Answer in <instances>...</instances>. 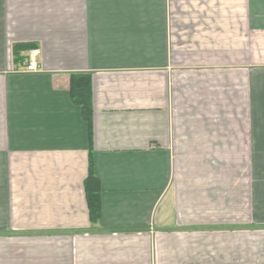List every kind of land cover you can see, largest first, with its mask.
Segmentation results:
<instances>
[{
	"label": "crops",
	"instance_id": "obj_1",
	"mask_svg": "<svg viewBox=\"0 0 264 264\" xmlns=\"http://www.w3.org/2000/svg\"><path fill=\"white\" fill-rule=\"evenodd\" d=\"M261 33L264 0H0V264H264Z\"/></svg>",
	"mask_w": 264,
	"mask_h": 264
},
{
	"label": "trees",
	"instance_id": "obj_2",
	"mask_svg": "<svg viewBox=\"0 0 264 264\" xmlns=\"http://www.w3.org/2000/svg\"><path fill=\"white\" fill-rule=\"evenodd\" d=\"M26 48H32V46L28 44L15 45L14 54L16 57L19 58L20 52ZM71 94L74 100L82 105L85 116L90 120L92 114L90 76L73 75ZM86 189L91 219L97 221L101 214V188L97 178L94 176L92 161H90L89 175L86 180Z\"/></svg>",
	"mask_w": 264,
	"mask_h": 264
},
{
	"label": "rangeland",
	"instance_id": "obj_3",
	"mask_svg": "<svg viewBox=\"0 0 264 264\" xmlns=\"http://www.w3.org/2000/svg\"><path fill=\"white\" fill-rule=\"evenodd\" d=\"M263 33L257 35L256 45L260 47H264V37L262 36ZM257 56L260 62H264V48L257 49ZM263 58V59H262ZM256 142H255V156H256V167H257V174L258 180L263 177L264 171V116L256 120ZM263 167V168H262ZM264 181V178L261 179ZM259 183V182H258ZM261 185V183H259ZM258 185V186H260ZM263 186V185H261Z\"/></svg>",
	"mask_w": 264,
	"mask_h": 264
},
{
	"label": "built area",
	"instance_id": "obj_4",
	"mask_svg": "<svg viewBox=\"0 0 264 264\" xmlns=\"http://www.w3.org/2000/svg\"><path fill=\"white\" fill-rule=\"evenodd\" d=\"M40 49L34 48L29 57H28V64H27V70L28 71H37L38 70V53Z\"/></svg>",
	"mask_w": 264,
	"mask_h": 264
}]
</instances>
